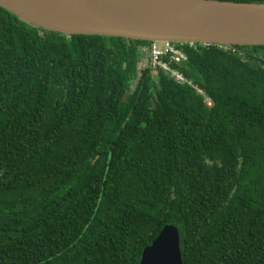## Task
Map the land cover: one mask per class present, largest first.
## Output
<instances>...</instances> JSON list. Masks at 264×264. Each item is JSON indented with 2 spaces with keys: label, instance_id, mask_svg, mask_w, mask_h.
Masks as SVG:
<instances>
[{
  "label": "trees",
  "instance_id": "trees-1",
  "mask_svg": "<svg viewBox=\"0 0 264 264\" xmlns=\"http://www.w3.org/2000/svg\"><path fill=\"white\" fill-rule=\"evenodd\" d=\"M144 45L0 6V264H139L167 224L184 264H264V45L184 43L191 83Z\"/></svg>",
  "mask_w": 264,
  "mask_h": 264
},
{
  "label": "water",
  "instance_id": "water-1",
  "mask_svg": "<svg viewBox=\"0 0 264 264\" xmlns=\"http://www.w3.org/2000/svg\"><path fill=\"white\" fill-rule=\"evenodd\" d=\"M21 20L64 34L143 41L264 45V2L234 0H0ZM139 264H184L179 229L163 227Z\"/></svg>",
  "mask_w": 264,
  "mask_h": 264
},
{
  "label": "built area",
  "instance_id": "built-area-1",
  "mask_svg": "<svg viewBox=\"0 0 264 264\" xmlns=\"http://www.w3.org/2000/svg\"><path fill=\"white\" fill-rule=\"evenodd\" d=\"M184 43H188L193 48H196L198 44L203 46L210 45L209 43L198 42L151 41L148 43L149 57L146 62L140 63L141 66H150L153 74L156 76H158V73L162 71L166 75L173 78L176 82L191 83V80L187 78L184 72L180 69V66L188 59L187 54L182 47ZM159 44H162V47H160ZM218 46L231 48L229 45ZM174 64L179 65V67H174ZM198 92L204 95L205 102L208 106L213 105L212 98L207 96L204 90L198 88Z\"/></svg>",
  "mask_w": 264,
  "mask_h": 264
},
{
  "label": "rangeland",
  "instance_id": "rangeland-1",
  "mask_svg": "<svg viewBox=\"0 0 264 264\" xmlns=\"http://www.w3.org/2000/svg\"><path fill=\"white\" fill-rule=\"evenodd\" d=\"M159 45H160V47H162V44H159ZM141 49H142L141 55L143 56L142 62H146L147 58L149 57V48H148V45L142 46ZM135 84H136V79L131 82V87H134Z\"/></svg>",
  "mask_w": 264,
  "mask_h": 264
}]
</instances>
